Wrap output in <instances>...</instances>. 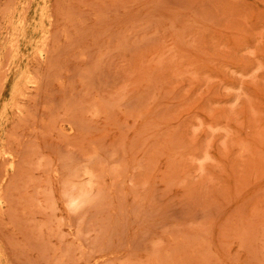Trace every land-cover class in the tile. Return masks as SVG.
Instances as JSON below:
<instances>
[{
    "label": "rangeland",
    "instance_id": "374dc122",
    "mask_svg": "<svg viewBox=\"0 0 264 264\" xmlns=\"http://www.w3.org/2000/svg\"><path fill=\"white\" fill-rule=\"evenodd\" d=\"M0 264H264V0H0Z\"/></svg>",
    "mask_w": 264,
    "mask_h": 264
}]
</instances>
